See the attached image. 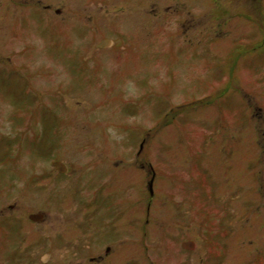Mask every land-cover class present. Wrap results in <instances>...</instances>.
Returning a JSON list of instances; mask_svg holds the SVG:
<instances>
[{"label": "rangeland", "instance_id": "rangeland-1", "mask_svg": "<svg viewBox=\"0 0 264 264\" xmlns=\"http://www.w3.org/2000/svg\"><path fill=\"white\" fill-rule=\"evenodd\" d=\"M187 8L205 13L199 28L177 23ZM212 11L213 0H0V264H90L104 246L89 254L88 236L147 229L159 264H180V241L199 233H233L235 264H264V39L239 43L251 25L222 32Z\"/></svg>", "mask_w": 264, "mask_h": 264}, {"label": "flooded vegetation", "instance_id": "flooded-vegetation-1", "mask_svg": "<svg viewBox=\"0 0 264 264\" xmlns=\"http://www.w3.org/2000/svg\"><path fill=\"white\" fill-rule=\"evenodd\" d=\"M196 2L198 3V0H196ZM186 5L188 7V4ZM187 9L188 10L185 16L176 18L177 23H179V25H182L185 29L188 30L199 28L200 27L199 24H202L206 20L205 19L206 15H204L205 13L202 15L201 14L196 15L194 14L193 11L190 10V8ZM175 15L177 14L174 12V16ZM210 17L211 18L215 17L213 19L214 21H210L211 25L217 24L218 26H222L221 27L222 32L226 31L229 32V34L231 33L232 30L231 26L233 25L234 21L236 22L237 30H239L238 27L240 26V24L246 25V22L249 23V26L251 25L250 27L253 29V32H248L244 34L245 31L244 32L240 31L238 33V36H240L241 33L245 37H237L234 39V40L238 39L239 43H245L247 41H257L258 39H260L261 36H262L261 37L262 41L264 39V0H213V11L211 12ZM257 28L260 31L259 33H256ZM204 33L210 34L209 31L207 30H205ZM204 33L201 36H203ZM219 40H221V38H219ZM200 41H201V37L198 39L199 43H201ZM255 43L256 42H253V45ZM249 47L251 46L248 45L247 48ZM104 186L105 185H103L101 189ZM104 189L106 190V187H104ZM149 190H150V194L153 195L154 191L152 192L151 189ZM88 198L89 199L87 205L89 211L88 213L85 214L87 226H89V229H91V231L92 230L97 231L98 227L96 226V223L94 221V217L96 216L95 211L97 209L94 208V206L92 205V202L90 200V194ZM150 204L151 202L148 203L146 208L147 214H146L145 222L147 228H149V223H150L149 220L151 216ZM121 208L120 206H117L116 215L114 216V218L112 217L109 218L108 220L109 222H111L112 227H115L116 222H119V219H121V217L123 216V209L121 210ZM43 219L41 221H43ZM135 221L136 219L134 217L132 218L131 223L130 222L129 223L133 225ZM120 226L122 227V225ZM120 226L119 229H121ZM124 234L125 233H113L110 236V238L109 239L107 238L106 240H101L98 237V233L88 236L89 245L87 247L88 248L87 250L89 254L91 253L90 250H92V243L98 245L102 244V248L104 246L103 253L101 251H96V254L98 255L89 256V263L90 264H159L161 263V261H158L159 258H157L155 254H152L156 250H158L159 247L156 246L155 241L153 242V240L151 239V233H148V229H147V233H130V236ZM137 234H140V237H138ZM219 234L220 233H209V235H207L206 233H199L197 239H193V238L182 239L180 241V246L176 248L179 249V251H182L186 254L184 258L181 259L180 264H190L188 262L189 260L188 255L195 252H197V255L199 256V257L197 256L199 264H229L228 262L235 264L234 262L236 261L234 258L235 252L233 253V251H230V247L228 245L230 242L229 238L230 239L232 238L233 233L230 236L227 235V233H224L221 236V238ZM157 237L160 238V235H158ZM163 237L165 238L167 236L164 235ZM219 243L223 244L221 248L219 246ZM161 244L165 245V242H161ZM130 245L133 247L140 246V252L138 251L137 253H134L130 251L125 253V249L130 248L128 247ZM95 248H97L96 245H94L93 249ZM47 255L52 256V254L49 252H47ZM165 259L177 260L180 259V257L175 251L172 256V251L167 250V253L165 251ZM53 264H60L59 259L54 258V256H53ZM238 264H253V262L249 259L246 260L244 259Z\"/></svg>", "mask_w": 264, "mask_h": 264}, {"label": "water", "instance_id": "water-1", "mask_svg": "<svg viewBox=\"0 0 264 264\" xmlns=\"http://www.w3.org/2000/svg\"><path fill=\"white\" fill-rule=\"evenodd\" d=\"M112 44V40L111 39H103L100 43H99V47H108ZM53 165L57 167V169H59L60 171L64 172L66 171L67 167L66 165L61 162V161H55L53 162ZM150 189L153 192V179L150 183ZM45 214L44 213H34L30 215V218L35 220V221H41L44 218Z\"/></svg>", "mask_w": 264, "mask_h": 264}]
</instances>
